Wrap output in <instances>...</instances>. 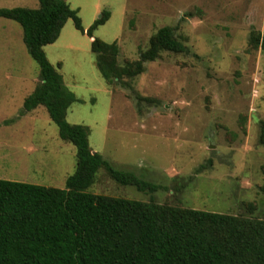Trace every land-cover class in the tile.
<instances>
[{"label": "rangeland", "instance_id": "obj_1", "mask_svg": "<svg viewBox=\"0 0 264 264\" xmlns=\"http://www.w3.org/2000/svg\"><path fill=\"white\" fill-rule=\"evenodd\" d=\"M84 33L68 20L43 48L77 102L69 124L88 130L90 148L114 168L161 186L140 192L103 169L93 194L264 220V0H65ZM35 9L37 0H0V8ZM109 12L93 37L116 43L119 63L137 61L162 27L183 53L160 52L129 82L101 77L86 31ZM22 29L0 18V180L63 189L76 149L62 141L47 111H23L39 83Z\"/></svg>", "mask_w": 264, "mask_h": 264}, {"label": "trees", "instance_id": "obj_2", "mask_svg": "<svg viewBox=\"0 0 264 264\" xmlns=\"http://www.w3.org/2000/svg\"><path fill=\"white\" fill-rule=\"evenodd\" d=\"M35 9L0 8V18L20 25L29 56L39 67V83L23 101V111L42 106L59 138L76 149L74 173L63 189L0 180V264H264V220L182 208L89 192L97 172L124 187L154 193L162 187L132 171L114 168L90 148L86 127L69 124L77 102L43 48L53 44L68 20L82 33L77 10L65 0H37ZM109 18L105 11L86 31L96 67L108 84L129 82L160 52H185L169 26L160 28L137 61L119 63L116 43L93 37ZM264 51V32L251 37ZM259 142L264 146V121Z\"/></svg>", "mask_w": 264, "mask_h": 264}]
</instances>
